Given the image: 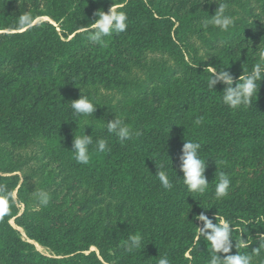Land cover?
<instances>
[{"label": "trees", "instance_id": "trees-1", "mask_svg": "<svg viewBox=\"0 0 264 264\" xmlns=\"http://www.w3.org/2000/svg\"><path fill=\"white\" fill-rule=\"evenodd\" d=\"M218 3L235 20L227 32L203 27ZM218 3L0 0V185L16 193L0 219V264H158L164 255L171 264H209L211 246L197 240L201 212L234 224L231 254L264 264V80L251 105L233 109L222 101L223 84L208 87L205 68L238 79L259 62L264 0ZM111 6L127 14L128 28L94 44L95 12ZM202 49L212 60H203ZM80 94L97 105L93 115L71 109ZM115 115L131 139L107 132ZM83 131L94 141L88 164L71 151ZM98 139L111 150L98 152ZM185 140L198 141L206 159L203 195L183 184ZM157 169L167 172L170 190ZM221 173L231 185L217 200ZM37 190L49 193L47 206L34 200ZM241 232L249 247L240 246ZM129 235L143 236L140 252H125Z\"/></svg>", "mask_w": 264, "mask_h": 264}, {"label": "clouds", "instance_id": "clouds-1", "mask_svg": "<svg viewBox=\"0 0 264 264\" xmlns=\"http://www.w3.org/2000/svg\"><path fill=\"white\" fill-rule=\"evenodd\" d=\"M209 2H211V0H209ZM216 2L218 3V0H216ZM218 5L215 14L209 16V19L205 20L203 27L207 29L209 26H213L219 28L221 31L227 32L234 26L235 20L233 17L225 15V6L223 4L218 3ZM95 16L96 19L93 21L92 28L89 29L91 34L88 37L94 44L102 45L105 37L113 33L125 32L128 28L127 14L112 6L107 11L98 9L95 12ZM28 22L29 18L23 16L21 23L24 24ZM260 45L261 43L258 46ZM258 46L254 49L257 50L255 54L259 62L255 63L246 75L241 74L238 79H235L229 71L224 69L217 71L214 66L208 65L205 67L211 73L208 87L215 89L217 84H223L222 101L230 108L237 109L242 106H249L252 104L253 98L257 97L261 81L264 80V47ZM96 108V104L87 96L81 94L78 99L71 100V109L78 116L93 115ZM105 123L107 132L114 134L121 142L132 138V130L126 126L124 120L117 118L116 115L114 119L108 120ZM195 123L199 125L202 121L197 118ZM93 143L92 135H87L84 131L80 136L74 135L71 151L74 153V158L78 163H89L90 147L93 146ZM95 147L96 150L101 153L111 150L105 139L96 140ZM200 149L201 144L198 141L185 140L179 156V170L183 173V184L186 186L187 191L189 193L203 195L209 188V182L205 176L207 166L206 159L200 156ZM163 167L164 165H161V168ZM156 176L164 189L170 190L173 187V183L170 181L166 171L157 169ZM230 185V177L221 173L219 181L215 185V198L221 200L228 196ZM15 196V191H10L6 186L0 185V219L9 214L10 202L14 201ZM33 198L39 206H47L50 201L49 193L44 190L34 191ZM194 218L202 222V226L196 225L199 229L197 234L198 242L202 237L203 240L211 246L209 250V264H253L252 257L248 254H241L239 251H237L236 254H231L233 247L237 249L238 241L233 238L232 234L236 229L230 220L221 219L217 222L216 216V222L214 223L213 219L209 218L203 212L197 214ZM243 233L245 232L240 233L239 244L241 247H249L246 243V239L242 237ZM143 239L142 235H129L123 245L125 252H140L143 249ZM261 239H264V233L259 234V241ZM158 264H171V262L168 257L164 255L159 258Z\"/></svg>", "mask_w": 264, "mask_h": 264}, {"label": "rangeland", "instance_id": "rangeland-1", "mask_svg": "<svg viewBox=\"0 0 264 264\" xmlns=\"http://www.w3.org/2000/svg\"><path fill=\"white\" fill-rule=\"evenodd\" d=\"M42 19H46V18H42ZM199 54H201V56H203V60H205L206 62H209L210 60H212V52H209V51H207V50H205V49H202L201 51H200V53ZM209 55V56H208ZM208 56V57H207ZM206 57H207V59H206ZM185 60L186 61H188V57L186 56L185 57ZM168 61L169 62H171V58L169 57L168 58ZM110 95V97L114 100V101H116L117 99H118V96L116 95V94H109ZM15 199H16V196H15ZM14 199V200H15ZM17 206H18V208H19V214H20V212H22V210H23V205L20 203V204H17ZM18 214V215H19ZM10 223L12 224V226L13 227H15L17 230H19L20 231V233H22V236L23 237H25L23 234V231L22 230H20L19 228H17L16 226H15V224H14V222H13V220L11 219L10 220ZM33 243V242H32ZM34 245H35V247H36V249H37V244L36 243H34ZM91 250H93L94 248L93 247H91L90 248ZM37 250H39L40 252H42V253H47L46 252V250L44 249V248H42V247H40L39 245H38V249Z\"/></svg>", "mask_w": 264, "mask_h": 264}, {"label": "bare ground", "instance_id": "bare-ground-1", "mask_svg": "<svg viewBox=\"0 0 264 264\" xmlns=\"http://www.w3.org/2000/svg\"><path fill=\"white\" fill-rule=\"evenodd\" d=\"M13 224V223H12ZM18 228V227H17ZM20 229V228H19ZM20 230H22V229H20ZM22 234V233H21ZM24 235V234H23ZM34 243V242H33ZM37 246V249H38V245H36Z\"/></svg>", "mask_w": 264, "mask_h": 264}]
</instances>
